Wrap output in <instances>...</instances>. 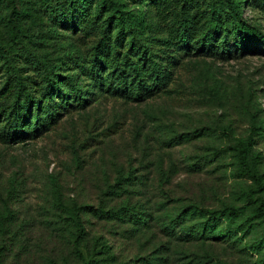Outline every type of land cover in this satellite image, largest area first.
Returning a JSON list of instances; mask_svg holds the SVG:
<instances>
[{"label":"rangeland","instance_id":"374dc122","mask_svg":"<svg viewBox=\"0 0 264 264\" xmlns=\"http://www.w3.org/2000/svg\"><path fill=\"white\" fill-rule=\"evenodd\" d=\"M181 1L94 0L103 25L85 29L0 0V88L14 72L58 89L55 121L0 139V264H264V43L205 31L220 8L264 32V0Z\"/></svg>","mask_w":264,"mask_h":264},{"label":"trees","instance_id":"16d2710c","mask_svg":"<svg viewBox=\"0 0 264 264\" xmlns=\"http://www.w3.org/2000/svg\"><path fill=\"white\" fill-rule=\"evenodd\" d=\"M94 0H48V5L53 9L55 18L57 22L69 21L72 25L73 19H77V22L82 20L81 24L84 27L96 28L97 26L103 25L98 18V11L100 8H96L93 14L90 11V6ZM97 1V0H96ZM103 0H99L98 5L100 6ZM144 1V0H142ZM150 1V0H145ZM199 0H182L180 8L182 13H186L189 10V14L200 16L203 9L198 8ZM202 9V10H201ZM193 15V16H194ZM220 8H216L212 11L211 15L208 16L205 23V31L214 34L217 39H219L220 44L231 43L234 40V32L241 31L245 36L250 39H255L264 43V32H261L255 26L249 24L242 18L235 16L233 19L232 27L224 28L225 23L222 21ZM225 29V30H224ZM100 30V29H99ZM102 34L97 46L105 45L106 40ZM192 46L196 48L199 46V41L194 39L190 41ZM217 45V44H216ZM223 46V47H224ZM218 47V45H217ZM93 66H90L91 72L93 71ZM134 68V69H133ZM139 68L131 65L129 69L125 72V78L121 80V90L131 97L136 99L141 98L146 95V88L141 83V75L139 74ZM137 72V73H136ZM45 72L43 73V75ZM7 77V76H6ZM69 78H67L68 80ZM3 84L0 88V139L8 142H15L18 140L31 138L33 135H38L42 129L46 128L49 123L55 121V99L53 96L54 92H58L56 87H52L49 84L43 85V93L40 96L34 95L31 91L22 90L23 84L19 82L16 74H12V79L5 78L2 81ZM119 88V85H116ZM53 89V90H52ZM61 96V94H59ZM32 118V119H30ZM3 122V123H2ZM239 213V209L235 208L233 214ZM221 216L218 214H210L207 216L203 222H198L200 224V232L207 231L212 235L213 229L215 228L214 223L216 219ZM197 229V228H196ZM231 230L230 228H228ZM85 264H89L86 262ZM123 264V263H121Z\"/></svg>","mask_w":264,"mask_h":264}]
</instances>
